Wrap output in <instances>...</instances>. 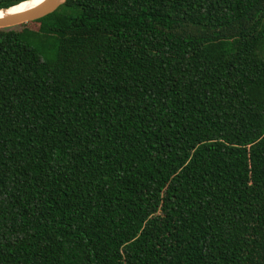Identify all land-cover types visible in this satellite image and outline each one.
I'll list each match as a JSON object with an SVG mask.
<instances>
[{"label": "trees", "instance_id": "16d2710c", "mask_svg": "<svg viewBox=\"0 0 264 264\" xmlns=\"http://www.w3.org/2000/svg\"><path fill=\"white\" fill-rule=\"evenodd\" d=\"M0 264H264V0L0 28Z\"/></svg>", "mask_w": 264, "mask_h": 264}, {"label": "water", "instance_id": "95a60500", "mask_svg": "<svg viewBox=\"0 0 264 264\" xmlns=\"http://www.w3.org/2000/svg\"><path fill=\"white\" fill-rule=\"evenodd\" d=\"M64 0H43L26 10L0 17V28H7L23 22L38 19L54 11ZM4 10V9H3Z\"/></svg>", "mask_w": 264, "mask_h": 264}, {"label": "bare ground", "instance_id": "6f19581e", "mask_svg": "<svg viewBox=\"0 0 264 264\" xmlns=\"http://www.w3.org/2000/svg\"><path fill=\"white\" fill-rule=\"evenodd\" d=\"M43 0H26L18 3L17 5L11 6L7 9H0V17L7 15V14H12V13H17L23 10H26L28 8H31Z\"/></svg>", "mask_w": 264, "mask_h": 264}, {"label": "rangeland", "instance_id": "374dc122", "mask_svg": "<svg viewBox=\"0 0 264 264\" xmlns=\"http://www.w3.org/2000/svg\"><path fill=\"white\" fill-rule=\"evenodd\" d=\"M12 28H18V24L17 25H14V26H11ZM8 28V27H7Z\"/></svg>", "mask_w": 264, "mask_h": 264}]
</instances>
